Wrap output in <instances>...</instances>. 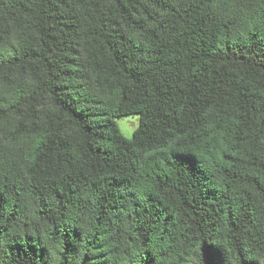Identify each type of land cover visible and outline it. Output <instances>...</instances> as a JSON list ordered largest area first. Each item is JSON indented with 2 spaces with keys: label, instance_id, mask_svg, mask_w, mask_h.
Returning a JSON list of instances; mask_svg holds the SVG:
<instances>
[{
  "label": "trees",
  "instance_id": "obj_1",
  "mask_svg": "<svg viewBox=\"0 0 264 264\" xmlns=\"http://www.w3.org/2000/svg\"><path fill=\"white\" fill-rule=\"evenodd\" d=\"M0 264H264V0H0Z\"/></svg>",
  "mask_w": 264,
  "mask_h": 264
},
{
  "label": "rangeland",
  "instance_id": "obj_2",
  "mask_svg": "<svg viewBox=\"0 0 264 264\" xmlns=\"http://www.w3.org/2000/svg\"><path fill=\"white\" fill-rule=\"evenodd\" d=\"M115 121L120 133L126 138H131L133 131L139 124V116L137 114H132L117 118Z\"/></svg>",
  "mask_w": 264,
  "mask_h": 264
}]
</instances>
